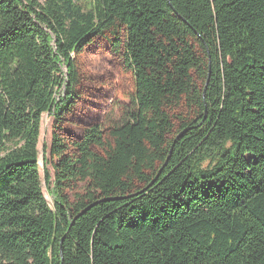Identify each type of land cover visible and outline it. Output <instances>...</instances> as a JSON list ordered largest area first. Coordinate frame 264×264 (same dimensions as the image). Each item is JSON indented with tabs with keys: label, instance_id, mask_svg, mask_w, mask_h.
I'll return each mask as SVG.
<instances>
[{
	"label": "trees",
	"instance_id": "1",
	"mask_svg": "<svg viewBox=\"0 0 264 264\" xmlns=\"http://www.w3.org/2000/svg\"><path fill=\"white\" fill-rule=\"evenodd\" d=\"M0 264H264V0H0Z\"/></svg>",
	"mask_w": 264,
	"mask_h": 264
},
{
	"label": "rangeland",
	"instance_id": "2",
	"mask_svg": "<svg viewBox=\"0 0 264 264\" xmlns=\"http://www.w3.org/2000/svg\"><path fill=\"white\" fill-rule=\"evenodd\" d=\"M90 61V60H89ZM62 72L65 74V68H62ZM89 72L96 77L108 76L107 70L102 68L101 64L95 60L90 62ZM62 95V91H58L55 100L57 101ZM128 100L121 94H117L114 99V109L111 111L110 115L107 117L108 123L111 125L119 124L124 116V112L128 107ZM51 115L45 113L41 116L40 122V136L38 141V158H39V173L41 178V187L44 197L51 209H53L54 197L52 187L46 184L44 179V159L48 157V146L50 144V125H51ZM46 150V151H44Z\"/></svg>",
	"mask_w": 264,
	"mask_h": 264
},
{
	"label": "water",
	"instance_id": "3",
	"mask_svg": "<svg viewBox=\"0 0 264 264\" xmlns=\"http://www.w3.org/2000/svg\"><path fill=\"white\" fill-rule=\"evenodd\" d=\"M206 85H207V83H206ZM180 136H181V135H180ZM180 136H179V137H180ZM86 210H87V209H86ZM84 212H85V211H84ZM84 212H83V213H84ZM83 213H82V214H83Z\"/></svg>",
	"mask_w": 264,
	"mask_h": 264
}]
</instances>
